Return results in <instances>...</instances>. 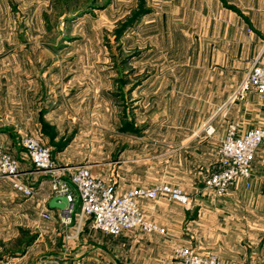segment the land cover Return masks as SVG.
I'll use <instances>...</instances> for the list:
<instances>
[{"label": "rangeland", "instance_id": "374dc122", "mask_svg": "<svg viewBox=\"0 0 264 264\" xmlns=\"http://www.w3.org/2000/svg\"><path fill=\"white\" fill-rule=\"evenodd\" d=\"M158 3L0 0V60H45L44 68L51 75L47 84L53 85L51 95L62 106L56 117L58 126L40 112L46 137L39 130L24 132L17 143L0 145L7 151L14 146L31 160L21 143L24 135L37 136L54 154L72 142L69 151L78 161L58 163L53 159L56 165L68 168L64 178L69 181L72 167L85 165L91 170L94 163L106 169V176L92 172L95 176L108 183L119 180L127 189L169 183L182 188L190 201L195 200L191 191L197 186V194L204 190L215 194L207 186L212 170L204 168L199 176H189L174 169L176 159L174 163L161 158L165 147L152 143L147 128L172 121L189 126L174 130V137L189 132L216 140L217 122L226 121L225 135L218 141L221 160L220 147L231 125L239 134L264 127V96L250 91L243 98L231 99L236 89L231 93L221 90L211 61L192 60L195 50L191 57L189 50L171 45L174 34L166 32L165 18L156 17ZM15 116L20 120L22 114ZM44 174L51 181V175ZM38 191L25 195L0 177V264H74L73 244L80 227L92 219H80L79 207L69 224L46 219ZM51 193H55L53 187ZM170 207L176 212L182 209ZM75 220L80 232L73 236ZM108 237L109 257L99 255L79 263L171 264L179 247L190 248L169 241L167 231L136 228Z\"/></svg>", "mask_w": 264, "mask_h": 264}, {"label": "crops", "instance_id": "0c3cea01", "mask_svg": "<svg viewBox=\"0 0 264 264\" xmlns=\"http://www.w3.org/2000/svg\"><path fill=\"white\" fill-rule=\"evenodd\" d=\"M157 1L156 17L165 18L166 32L174 34L170 37L171 45L189 50L191 57L195 50L192 60L211 61L221 90L233 92L255 59L264 52V0ZM44 65L45 60H0V143L13 145L24 132L34 134L38 130L46 137L41 131L40 112L56 126L62 106L56 104L57 100L51 95L53 85L47 84L51 75L46 73ZM17 113L22 114L20 120L15 116ZM188 128L183 123L166 121L151 124L147 129L151 131L152 143L165 147L161 158L167 162L173 159L174 163L176 159L174 169L189 176H199L204 168L218 170V141L225 135L226 121L217 122L216 140L189 132L174 137V130ZM71 145L72 142L56 154L51 151L53 159L58 163L78 161L70 154ZM11 148L9 151L27 171L24 179L36 185L41 183L43 187L38 191L37 200L41 209L52 215L46 219L60 223V208L49 206L55 196L51 193L50 176L36 171L25 152ZM91 171L106 176V169L94 163ZM114 183L119 189H127L119 180ZM193 189L194 201L188 204L174 201L181 206L180 212L170 207L177 205L162 199H141V209L151 220L165 227L173 243L189 246L204 255L212 253L220 264H264V145L255 154L251 177L238 179L225 195L217 196L207 190L197 194L198 186ZM74 224L71 230L75 229L73 236H76L80 231L77 233L76 220ZM83 225L73 244V263H79L80 259L87 263L99 255L103 259L109 257L108 236L113 234L94 228L92 222Z\"/></svg>", "mask_w": 264, "mask_h": 264}, {"label": "built area", "instance_id": "2783aa9c", "mask_svg": "<svg viewBox=\"0 0 264 264\" xmlns=\"http://www.w3.org/2000/svg\"><path fill=\"white\" fill-rule=\"evenodd\" d=\"M250 91L264 96V52L255 59L231 99L243 98ZM21 143L27 150L34 169L51 175L54 195L66 196L67 204L59 211V219L65 224L71 223L80 212V219L90 217L94 228L109 234L118 235L136 228L147 232L164 233L165 227L143 213L140 200L165 199L183 204L190 202L189 196L182 188L169 183L159 184L153 188L136 186L120 190L115 183H108L95 176L85 165L72 167L73 171L69 170L70 181L66 180L64 173L68 168L54 163L51 148L41 139L27 134L22 137ZM261 145H264V127L239 134L236 126L231 125L220 147V168L208 176V188L215 194L223 195L239 178L248 179L251 176L255 153ZM25 173L20 160L0 145V177L7 179L16 190L25 195L35 194L41 189V185L36 186L25 181L23 177ZM44 215L52 216L48 210ZM171 264H219V262L215 257L206 258L190 248L179 247L176 259Z\"/></svg>", "mask_w": 264, "mask_h": 264}, {"label": "water", "instance_id": "95a60500", "mask_svg": "<svg viewBox=\"0 0 264 264\" xmlns=\"http://www.w3.org/2000/svg\"><path fill=\"white\" fill-rule=\"evenodd\" d=\"M67 204V198L65 195H55L49 202L50 207L64 208Z\"/></svg>", "mask_w": 264, "mask_h": 264}]
</instances>
